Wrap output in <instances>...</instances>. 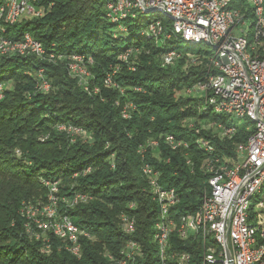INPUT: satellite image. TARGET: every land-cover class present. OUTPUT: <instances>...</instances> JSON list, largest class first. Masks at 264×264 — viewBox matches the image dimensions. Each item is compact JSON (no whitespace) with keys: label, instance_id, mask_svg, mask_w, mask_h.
Returning a JSON list of instances; mask_svg holds the SVG:
<instances>
[{"label":"trees","instance_id":"16d2710c","mask_svg":"<svg viewBox=\"0 0 264 264\" xmlns=\"http://www.w3.org/2000/svg\"><path fill=\"white\" fill-rule=\"evenodd\" d=\"M108 1L54 0L41 17L23 18L7 28L11 40L31 34L46 54L91 59L88 84L99 93L83 91L60 64L34 55L0 57V87L12 83L0 92V264H109L105 255H117L128 239L141 246L144 264H158L151 243L158 207L142 165L158 173L161 187L174 189L177 204L170 215L177 221L199 208L207 186L203 161L232 156L234 145L251 133L250 121L203 110L202 98L185 93L210 73L206 65H192L186 54L210 51L179 37L157 43L145 34L146 19L114 23L104 11ZM245 6V0L230 5L242 11ZM127 50L129 59L122 62L119 56ZM170 51L178 57L165 65L161 57ZM113 68L114 85L105 88L103 78ZM40 69L47 92L37 89ZM129 103L132 108L123 118L121 110ZM212 122L233 125L235 131L222 137L219 129L206 127ZM59 124L82 128L90 141H71L57 131ZM168 135L180 145L173 149L165 142ZM202 139L213 145V152L201 148ZM43 181H58L57 213L89 236L79 239L80 258L66 252L51 232L35 239L26 231L29 222L22 209L47 203ZM75 194L86 200L68 206ZM121 214L134 219L132 234L122 231ZM170 240L190 253L189 264H202L196 241H181L175 233ZM46 244L49 253L41 251Z\"/></svg>","mask_w":264,"mask_h":264},{"label":"built area","instance_id":"2783aa9c","mask_svg":"<svg viewBox=\"0 0 264 264\" xmlns=\"http://www.w3.org/2000/svg\"><path fill=\"white\" fill-rule=\"evenodd\" d=\"M232 1L109 0L104 6L106 17L119 24L128 18L137 20L142 14H156V19L148 20L145 34L157 43L179 37L187 44L208 46L210 54H186L192 65H206L210 73L185 93L198 94L203 110L252 123L251 133L244 142L234 145L232 156H214L203 161L201 166L207 176V186L199 208L177 221L170 215L171 208L177 204L174 189L161 187L158 173L150 165H142V174L158 207L151 233L158 264H189L190 253L171 243L173 233L181 241H196L201 249L202 264H264V0H245L243 11L231 8ZM53 5L54 0H3L0 5V57L34 55L48 61L64 58L68 75L83 91L98 94L99 88H89L88 84L91 75L87 64H91V59L86 60L78 54L67 57L46 54L42 44L27 32L17 40L6 36L7 28L24 16L39 18ZM130 53L131 50L123 52L119 59L127 62ZM177 57L175 51H170L164 53L161 60L169 65ZM116 71L117 68H113L106 73L105 88L114 85L111 76ZM37 75L41 80L37 89L47 92L49 84L43 79L41 69ZM127 108H132V104L121 110L123 118L128 117ZM206 127L219 129L222 137L229 138L235 131L233 125L223 126L220 122L209 123ZM56 129L71 141H90V134L80 127L59 124ZM165 142L173 149L180 145L175 144L170 135L165 137ZM150 144L155 145V142ZM200 146L205 152L214 151L207 140L202 139ZM43 184L49 191L48 210L36 216L30 213L29 205H25L26 209L23 207L29 222L27 233L38 239L51 232L62 241L66 252L80 258L79 239L89 236L67 216L57 213L58 181H43ZM85 200L84 195L75 194L66 204L73 206ZM120 224L127 235L135 231L134 219L126 214H121ZM41 251L49 253V245L43 246ZM142 257L141 246L131 239L117 255H105L109 264H144Z\"/></svg>","mask_w":264,"mask_h":264},{"label":"rangeland","instance_id":"374dc122","mask_svg":"<svg viewBox=\"0 0 264 264\" xmlns=\"http://www.w3.org/2000/svg\"><path fill=\"white\" fill-rule=\"evenodd\" d=\"M140 18L142 19H146V20H154L156 19L158 16L156 14H142V15H139ZM28 19V18H31V17H28V16H24V19ZM246 24H248V20L246 22ZM112 30H116V28H112ZM237 31H240V27L237 28ZM199 47L203 50H207L209 47L206 46L205 44H199ZM43 59H46V58H43ZM48 60V59H46ZM62 61H65V59L63 58V60L59 61V60H52V59H49L48 62L52 63V64H60L62 65L65 69H66V61L65 62H62ZM67 71V69H66ZM112 78H114V75L111 76ZM73 79V78H72ZM12 87V83L8 82L6 84H3L2 87H0V92L1 90L3 89H11ZM27 92H25L26 94ZM27 95V94H26ZM187 96H190V97H193V98H196L198 97V94H196L195 92H191V94H188ZM79 139H76L75 141H77ZM81 141V140H79ZM83 142V141H81ZM84 143V142H83ZM264 187V186H263ZM264 190V188H263ZM59 201V200H58ZM58 201L56 202L55 206L57 207L58 206ZM54 206V204H53ZM51 209L53 208L52 206L50 207ZM29 210H30V213L34 214V215H38L41 213V212H44L48 210V205L46 203H41V202H38L37 204H30L29 205ZM44 214V213H42Z\"/></svg>","mask_w":264,"mask_h":264}]
</instances>
